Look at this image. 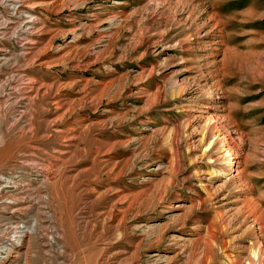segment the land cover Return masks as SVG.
<instances>
[{"label": "rangeland", "instance_id": "rangeland-1", "mask_svg": "<svg viewBox=\"0 0 264 264\" xmlns=\"http://www.w3.org/2000/svg\"><path fill=\"white\" fill-rule=\"evenodd\" d=\"M0 264H264V0H0Z\"/></svg>", "mask_w": 264, "mask_h": 264}, {"label": "bare ground", "instance_id": "bare-ground-1", "mask_svg": "<svg viewBox=\"0 0 264 264\" xmlns=\"http://www.w3.org/2000/svg\"><path fill=\"white\" fill-rule=\"evenodd\" d=\"M227 156L229 157L227 159V163L229 164V166L227 167H231L233 165V159L235 158L229 151L226 152ZM262 254V253H261Z\"/></svg>", "mask_w": 264, "mask_h": 264}]
</instances>
